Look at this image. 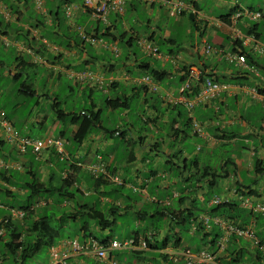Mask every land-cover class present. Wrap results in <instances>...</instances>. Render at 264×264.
Segmentation results:
<instances>
[{
  "label": "crops",
  "instance_id": "crops-1",
  "mask_svg": "<svg viewBox=\"0 0 264 264\" xmlns=\"http://www.w3.org/2000/svg\"><path fill=\"white\" fill-rule=\"evenodd\" d=\"M37 1L0 0V43L4 49H12L15 53L13 67L7 68L3 76L10 77L15 83L24 71H36L41 68L46 71L47 84H52L51 89H60L61 79L65 78L71 82L66 87L70 92L76 89L80 94H86L84 92L87 91L89 106L93 107L94 113L101 109L102 118L103 114L114 112L106 108L105 103L115 99L129 102V108L122 109V116L130 112L133 101L137 105L142 104L147 112L145 114L141 111L139 114L143 124L149 126L152 132L150 134H137L126 139V134L134 131V125L129 119L123 128L120 126L110 129L100 123L83 143L76 146L68 139L76 126L69 123L68 117L61 120L55 113L61 109L64 114H70L69 110L66 107L61 108L62 105L53 96L41 94L46 107H50L54 115L53 129L48 130L46 137L64 140L65 150L69 153L66 160L68 165L88 164L95 155H101L110 164L113 172L123 175L126 185L119 188L104 178L94 180L84 168L80 171L84 176L77 175L74 187L77 188L78 194L81 197H97V202L93 201L89 206L94 205L101 209L99 204L105 205L108 210V214L104 213V216L113 223L104 231H111L118 225V217L131 212L137 227L142 229L134 231L124 240L153 232L149 244L159 246L167 241L160 251L126 252L124 255L127 259L121 262L152 264L156 259L155 262L159 263L158 253L164 254V248L183 247V237L173 228L174 225L181 224L171 221L170 215L163 211L167 207H170L174 214L181 211L194 213L189 224H185L189 235L192 238L199 235L206 241L203 249L215 251L211 242L214 234H221L219 228L212 226V229L206 230L201 223L194 221L198 216L211 215L210 209L213 206L210 201L214 196L237 202L245 215H248L245 222L249 220L248 224L253 226L255 235H262L264 238V216L255 213L250 216V211L242 208L237 196L232 195L235 188L238 194L251 196L255 202L264 205V109L258 98L252 94L253 91L260 93V90L264 89V43L256 38L255 42L248 46L235 43L234 34L248 36L247 31L257 23L250 22L245 17L236 23L231 21L232 14L238 9L264 12V7L260 5V2L264 5V0H258L249 6L242 5L239 0H177L185 5L184 11L178 17L173 16L164 3L149 6L135 0H127L123 13H110L106 22L95 19L90 12H85L84 0H48L49 3L39 0L42 9L37 8ZM215 11L217 15L214 14ZM171 18H176L175 27L177 24L181 25L185 34L190 36L189 46L179 49L180 43L170 28ZM260 25L258 24L259 27ZM256 31L264 35V29L257 28ZM83 34L90 35L94 42L83 43ZM145 43L157 47L159 55L153 56L151 52L144 50L142 44ZM206 44L219 50L218 54L206 53ZM162 46L166 49L163 50ZM230 53L243 55L245 65L230 62L227 58ZM3 66L4 63L0 59V78ZM81 74L86 77L80 79ZM145 76L150 77L152 83L157 86L156 92H151L141 83ZM205 78H212L220 83L224 87L223 91L207 104L198 105L191 112L187 111L178 103L181 97L187 95L186 92H181L182 84L189 79L192 93H195ZM31 89L33 96L39 97L32 87ZM94 93L98 94V99L94 97ZM149 94H155V97L151 100L148 98ZM159 108L162 110L159 111ZM188 120H191L189 128L186 126ZM8 121L15 127L10 119ZM43 122L44 117L39 113L37 124L42 125ZM193 122L201 125L200 133L194 132ZM109 130L118 132L112 135ZM183 131L185 134H182ZM115 137L122 138L123 142L128 144V153H99L101 149H105L101 147L105 146L106 140ZM189 139H195L193 144H188L190 148H199L198 152L205 151L208 155L215 152L221 154L222 151L225 153L224 148L227 146L241 147L236 154L221 159L220 164L214 166L201 164L198 158L193 159L183 154V142ZM73 150L72 156L70 153ZM30 153L18 154L13 145L2 141L0 137V193H4L6 200L14 201L18 197L23 199L22 205L26 204L27 194L22 188V183L26 181L34 161L43 175L44 182L47 181L50 169L55 168V151H46L41 159L33 156L34 160L28 158ZM257 162L260 165L256 169ZM173 168L176 175L171 177ZM203 169H208V175L199 180ZM86 176L91 179V189H88L90 186ZM146 183L148 185L145 189ZM134 184H137V187ZM131 186L136 188V191H133ZM126 190L136 193V196L133 193V196L125 193ZM68 193L74 198H69L60 205L65 212L72 211L77 203H86L78 199L75 193ZM109 196H113L114 200L108 198ZM198 199H203L199 206ZM36 201L44 200L34 199L32 203ZM47 202V207L52 205L50 200ZM0 208L8 211L7 215L1 216L0 223L9 219L8 230L12 228L15 232L25 233L28 214L25 215L27 219L23 220L24 215L11 217L10 208L13 207L1 205ZM15 210L23 212L19 208ZM156 210H159L157 214ZM55 212L49 215L56 216L54 218L57 219ZM35 215L38 216V213ZM30 219L35 218L31 216ZM194 222L195 230L192 232L191 225ZM140 224H143L142 227ZM198 226L203 230L197 231ZM79 229L80 240L90 237L102 242L114 240L109 236L97 238L96 232H103L97 225ZM8 230L3 234L8 233ZM174 235L179 237L176 245V239L172 238ZM230 242L229 240L227 250L231 248ZM3 244L4 241H0V264H21L14 263L12 255L4 249ZM233 246L240 258L239 264H264V259L256 254L255 247L250 242L241 239ZM118 253L120 252L114 253V257L120 261L117 258ZM227 255V252L219 255L220 264H230L225 258ZM69 262L105 264L86 255L71 256Z\"/></svg>",
  "mask_w": 264,
  "mask_h": 264
},
{
  "label": "built area",
  "instance_id": "built-area-1",
  "mask_svg": "<svg viewBox=\"0 0 264 264\" xmlns=\"http://www.w3.org/2000/svg\"><path fill=\"white\" fill-rule=\"evenodd\" d=\"M146 5H152L155 3H164L170 10L172 15H180L184 9L185 5L181 1H166V0H137ZM126 0H84V8L91 11L92 16L102 22H106V18L110 13L121 14L124 10ZM38 9H41L42 4L38 0L36 2ZM245 17L252 22L264 21V13L254 12L249 10H241L234 13L231 17V21L236 23L239 19ZM84 41L94 42L92 38L86 35H82ZM235 43H240L241 45L248 46L250 43H254L255 40L252 37L244 36L241 33H236L233 36ZM146 51L157 55L156 48H151L149 45H144ZM206 53H214L217 51L212 49L210 45H205ZM228 60L230 62H235L237 65H245V58L238 54H229ZM86 77L84 74L79 76L80 79ZM141 83L148 87L151 91H156L157 87L152 83L151 78L145 76L141 79ZM190 89V81L186 80L181 87V92ZM224 87L215 82L210 78H206L199 88L197 93L192 98L182 97L180 103L185 106L188 110H192L198 105L207 104L208 102L214 100L223 91ZM253 96L255 95L262 107L264 108V95H259L256 91H253ZM195 133L201 132V125L197 122L192 124ZM0 137L3 141L14 146V149L19 154H25L26 152H31L32 155L37 159H41L43 154L48 150L55 151V154L60 160H65L68 157L65 151V142L62 138L55 137H45L43 139H35L27 136H22L15 127L8 121L5 113L0 110ZM199 148H197V151ZM2 163L0 159V164ZM80 166V165H79ZM87 172H89L92 177L98 179L102 177L109 180L112 184L116 186H123L124 182L120 175L116 172L112 173L110 171V164L103 159L101 155H95L92 161L83 167ZM135 191V189L133 188ZM233 196H237V200L240 202L242 208L251 211L255 214L264 215V205L255 202L251 196H246L244 194H238L237 190L234 188L232 191ZM212 206H219L224 203L229 202L228 199H224L220 196H214L211 199ZM49 202L38 201L35 208L46 206ZM1 207V204H0ZM11 217L18 218L23 217L24 213L16 211L15 209H10ZM195 222L201 223L202 226L208 230L212 226H216L221 231V236L216 243V252L207 249L201 250L199 252L193 253L189 249H185L179 252H173L172 256L174 258H182L185 264H220L218 257L220 254L225 252L228 245L229 239L234 236L237 239L247 240L251 242L253 246H259L258 239L256 238L255 231L252 225L249 226H239L235 222L226 220L222 217H212L210 215H201ZM195 222L191 225L192 232L195 230ZM3 231L0 230V236ZM147 248L146 240L144 238L140 239L138 244H135L134 240H128L124 242H118L116 240H108L106 243H102L97 239L90 237L87 240L81 241L79 238H67L59 241L55 245L49 247L50 264H72L69 262L71 256H91L97 262H102L105 264H125L119 262L115 259L114 253L116 251L123 250H145ZM262 256H264V246L260 247Z\"/></svg>",
  "mask_w": 264,
  "mask_h": 264
},
{
  "label": "rangeland",
  "instance_id": "rangeland-1",
  "mask_svg": "<svg viewBox=\"0 0 264 264\" xmlns=\"http://www.w3.org/2000/svg\"><path fill=\"white\" fill-rule=\"evenodd\" d=\"M239 2L244 6H249L255 4V2L257 3L258 0H239ZM31 5L32 4L30 3L29 4L30 8ZM260 5L264 7V5H262L261 2ZM214 14L217 15V11H215ZM29 15L31 17L34 16L31 14ZM25 19L27 20V18ZM175 19L176 18L169 19L170 28L172 29L173 34L177 37L178 43H180L179 49H181L184 48L185 46H189V42L191 38L189 35L185 34L184 28L181 25L177 24V26L175 27ZM186 25L187 27L189 26L188 23ZM45 31L46 30H44V32ZM260 41L264 43V40L261 39ZM161 48L163 50L166 49L163 46ZM14 54H15L14 50L4 49L3 45L0 43V59L4 63V66L1 70L2 76L0 78V108L3 109V111L6 113L8 119H10L15 124V128L19 131V133H22L23 135H29L30 137L35 139H43L47 136L48 130L53 129V121H54L53 111L50 107L48 108L46 107V103L44 102L43 97H41V94H48L50 96H53L54 98H57L58 101L62 104V108L66 107L67 110L72 109L78 111L79 109L89 107L88 101L85 100L84 102V98H86V95L88 94L87 91L84 92L86 93V95L82 93L81 95L80 92L77 91L76 89H74L73 92H70L66 87L67 84H71V82L67 81L65 78L61 79L62 87H60V89L58 90L51 89L50 87L52 86V84L51 83L47 84L48 80L46 77V71H44L41 68L36 69V71L35 70L24 71L21 75V78L18 79L17 82L15 83L11 80L10 77L3 76L4 75L3 72L6 71L7 68L11 69V67H13ZM173 81H175V79ZM23 84L32 85L31 87L36 91L39 97H37V95L33 96L23 93L22 91L24 89ZM94 97L96 99L99 98L97 93H94ZM153 97H155V94L148 95V98L151 100L153 99ZM37 102H39V104L35 106ZM157 104L160 103L157 102ZM158 110L161 111L162 109L159 108ZM141 111H143V113L145 114L147 113L145 107L142 104L137 105L133 101L131 102L130 112H126L125 116H122V110H114V112H111L110 114L109 113L103 114L104 116L102 118V121L104 122L106 127H109L110 129H115L116 127H120V126L123 128L126 125V121L129 119L131 123L134 125V131L131 130V132H128L126 134V139L132 138L133 136H137V134L139 135H145V133L150 134L152 132L149 130L150 129L149 126H147L148 127L147 128L140 120L141 116L139 113H141ZM39 113L41 117H44V122L42 125L37 124V117ZM194 141L195 139L193 140L189 139L183 142L182 145L183 148H181L183 154L185 156H190L192 158L194 157L195 159L198 158L201 164H213L214 166L219 165L221 159H225L228 156L236 154L238 148L241 147L239 146L237 148H234L233 146H227V148H224L225 153L222 151L221 154L215 152L212 153L211 155L210 154L208 155V153L205 151L198 152L195 147L190 148L188 144H193ZM105 143H106L105 146L101 147L105 149H101L99 152L103 155H107L110 153H118L117 155H119L120 153H124V154L128 153V144L124 143L122 138L115 137L112 139H108L106 140ZM146 143L148 144V142ZM72 152L74 153V150ZM33 156L34 155L30 153L28 155V158L34 160ZM62 165L63 163H59V166ZM66 165L67 162L65 161V166ZM149 167H151V165H149ZM129 170L131 172V168H129ZM81 175L84 176V174L79 173V176ZM170 175L171 177H174L176 175L175 168H173V170L170 172ZM126 177L130 179V177H128L127 174ZM86 178L88 179L90 186L88 187V189H91L92 186L91 179L88 176H86ZM134 186L137 187V184H134ZM109 188L110 187H107V189ZM74 190L75 188L70 189L72 193ZM88 191L90 192V190ZM126 191L127 192L125 193H128L132 196L134 194V196H136V193H133L129 190ZM169 195H171V193ZM52 197L53 198L51 199L53 200L54 204H52V206L49 207L37 208V213L39 215H42L43 213L49 215L52 212L56 211L55 213H57L58 218L62 216L64 210L55 200V198L56 199L58 198L54 196ZM77 198L81 199L86 203H89V202H93L96 197L94 196L81 197L77 195ZM108 198L114 200L113 196H109ZM172 199L174 200V198ZM22 200L23 199H19L18 197H16L14 201L6 200L4 193H0V202L2 206L13 207L14 209H17L19 208L20 205L24 203ZM202 200L203 199L197 200L198 206L201 204ZM175 205L176 203L174 201V206ZM99 206L101 207L102 211H104V213L108 214V210L107 208L105 209V205L101 206L99 204ZM7 214L8 211L6 212L4 209L0 208V219L3 217L2 215H7ZM118 219H119L118 225L113 227L111 231L96 232V237L103 239L109 236L111 239L121 242L124 241L125 238H128L134 231L136 230L140 231L142 229L137 227L134 219V215L131 212H128L127 215L125 216L118 217ZM82 220L85 221V218H82L81 221ZM81 221H77L74 223L72 222L69 224L65 223V225L59 229L58 232L59 236L56 237L57 240L63 238H73V237L80 238L81 231L79 228L81 226L80 224ZM56 223H58V220ZM147 224H148V220L146 221V225ZM56 225H60V224H56ZM142 225L143 224H140V227H142ZM173 228L174 230L180 232L181 236L183 237L182 240L183 247L188 248L191 251L203 250L204 248L203 246L206 243V241L201 239L199 235H197L195 238H192L187 231V225H174ZM48 253H49V247L43 245L40 251L36 255H34L31 259L27 260V262H25L24 264H49V261L51 259ZM124 254H126V251H121L120 253L117 254V258L120 261H125L127 259V256Z\"/></svg>",
  "mask_w": 264,
  "mask_h": 264
},
{
  "label": "trees",
  "instance_id": "trees-1",
  "mask_svg": "<svg viewBox=\"0 0 264 264\" xmlns=\"http://www.w3.org/2000/svg\"><path fill=\"white\" fill-rule=\"evenodd\" d=\"M258 24L259 25L261 24L260 27L258 26ZM257 28H260V30L264 29V21L258 22L257 25H253L251 27V30L247 31V34L251 36L253 35V37L256 39L264 40V35L260 34V31L257 33L256 31ZM28 86H25L23 84V88H24L22 90L23 93L34 95L31 86L30 85ZM191 91L193 90L191 89ZM260 93L264 94V89L260 90ZM186 94H187L186 96L189 98H192L195 95V93L192 92L191 93L186 92ZM86 97H88V94L86 95ZM55 100L58 101L57 98H55ZM85 100L87 99L84 98V101ZM128 103L129 102L127 100L124 101L121 99L109 100L105 103L107 105L105 107L111 109L112 111L117 109L118 110L128 109L129 108ZM69 112L70 114H64V112L61 109H58L55 113L56 116H58L61 120L65 117H68L69 123H72L76 126L75 131L68 138L70 142L76 146H79L81 143H83L86 140V138L92 133L93 129L96 126H99L100 123H104L102 121V113H103L102 110L101 109L97 110V112L94 113L92 106H89L88 108L79 109L78 111L69 109ZM190 123L191 120H188L186 124L188 128ZM117 132H118L117 130H109V133H111L112 135H116ZM182 134H185V131H183ZM70 155L73 156V152H71ZM65 161L66 160L64 161L60 160L58 156L56 157V161H54L55 168L50 169V173L47 176L46 182L42 181L43 175L41 174L39 167L36 166L35 161L34 163H32V169L30 170V172H28L26 176V181L22 183V188L26 191L27 194L26 204L19 206V209L24 212L23 220L29 217L27 220V230L25 231V233L21 234L18 231L15 232L14 230H12V228L8 230L7 227H9V219L6 222L3 221L0 223V230L1 229H4V231L8 230V233H5L3 234V236L0 237V241H4L3 244L4 249L9 254L12 255V259L14 263L18 262L24 264L25 262H27V260L31 259L34 255H36L40 251L43 245H46L47 247L53 245L56 241H58L56 237L59 236L58 233L59 229L63 227L65 223L68 224L72 222L74 223L77 221H81L82 218H85V221L83 220L81 221L80 227L84 229V228H89V226L97 225L98 227H100L101 231L106 230L111 225V223H113L112 221H108L106 219V216H104V211H102V209L94 205H93L94 207L92 205L89 206L90 204H92V202H89L88 204L77 203L74 205L72 211L70 212L63 211L62 216L59 218L57 217V219L54 218L56 216L53 215L47 216L45 213H43L42 215L38 214V216L35 215V213L37 212V208H35L37 201L35 203H32L34 199H42L44 201L50 200L52 204H54L53 200L51 199L53 198L52 196H54L58 198V199L55 198L56 202L59 203V205H61L64 203V201L68 200L69 198L71 200L74 198V197L71 198L70 195H68L69 194L68 192H70L71 188H75V190L73 191V193H75L74 195L76 196L79 195L77 188L74 186L76 185L77 175H79L81 168L77 164L68 165L67 161H66L67 165L65 166ZM59 163H63V165L59 166ZM255 165L257 169V167L260 164L257 162ZM110 170L112 169L110 168ZM207 172L208 169H203L201 171L199 180L206 177L208 175ZM63 173H66L67 175L63 177L62 176ZM97 200L98 198L96 197L94 200L95 203L97 202ZM239 206L240 205L237 202H227L222 205L215 206L210 209V214H211L210 216L213 215V216L222 217L226 220L235 222V224H238L239 226H249L250 225L248 224L249 220L248 222H245L247 221L245 219L248 217V215H245V212L241 210ZM114 210L116 212L118 211L116 209ZM111 211H113V209ZM163 211H165L168 215H170L171 221H176L177 224H181V225H185L186 223L189 224L190 219L194 217V213L190 211H181L178 214H174L170 207L165 208ZM158 212L159 210H156L155 213L157 214ZM26 214H28L27 217L25 216ZM252 214L253 213L250 211V216ZM31 216H33L35 219L31 220L30 219ZM57 220L58 223H56ZM56 224H60V225H56ZM197 229H198L197 231L199 232L203 230L201 226H198ZM90 236L91 234H89V237ZM220 236L221 234L213 235V242H211V245L215 246V250H216V243ZM172 238L176 239L175 245L178 244L179 237L177 238V235H174L172 236ZM256 238L258 239L259 246L263 247L264 238H262V235H256ZM82 239H84V237H82ZM168 239L171 240V238ZM230 241H231L230 242L231 248L230 250H227L229 245L228 243L225 249V252H227L228 255L225 258L229 260L230 264H239L240 258L236 255L233 246V244L238 242L239 239L232 236L230 238ZM105 242L106 241L102 243ZM166 244L167 241L162 242L159 246H156L153 243L148 244V246L150 251H160L162 247H164ZM259 246L255 247L254 250L261 259H264V256H262V252L260 251ZM158 254H159L158 257L160 258V261H158L159 263L155 262L156 259H154V262L152 264H179V263H174L172 260L168 259L167 255H164L161 252H159Z\"/></svg>",
  "mask_w": 264,
  "mask_h": 264
},
{
  "label": "clouds",
  "instance_id": "clouds-1",
  "mask_svg": "<svg viewBox=\"0 0 264 264\" xmlns=\"http://www.w3.org/2000/svg\"><path fill=\"white\" fill-rule=\"evenodd\" d=\"M94 1V0H93ZM98 1V0H97ZM135 1H137V0H135ZM95 2V1H94ZM126 2H127V0H126ZM126 2H125V4H126ZM139 2V1H138ZM141 3V2H140ZM142 4H144V3H142ZM156 4V3H155ZM146 5V4H145ZM153 5V4H152ZM152 5H149V6H152ZM125 6V5H124ZM41 9H42V7H41ZM83 10L85 11V12H90V14H91V11H89V10H86L85 8H84V1H83ZM241 10H249V11H253V10H251V9H238V10H236L234 13H236L237 11H241ZM124 11V10H123ZM254 12H261V13H264L263 11H254ZM123 13V12H122ZM171 13V12H170ZM233 13V14H234ZM115 14V13H114ZM182 14V13H181ZM181 14L180 15H178V16H181ZM232 14V15H233ZM91 16H92V14H91ZM173 16H175V15H173ZM177 16V17H178ZM250 21V20H249ZM250 22H252V21H250ZM259 22H261V21H259ZM254 23H258V22H254ZM83 35H86V36H88L89 38H92L90 35H87V34H83ZM249 37H252L253 39H255L253 36H250V35H248ZM81 38H82V36H81ZM93 40H94V38H92ZM82 40V42L83 43H87L86 41H84L83 39H81ZM90 42V41H89ZM90 43H92V42H90ZM144 45H149L151 48H156V50H157V55H159V52H158V48L157 47H152L149 43H145V44H142V46H143V49H144ZM212 48V47H211ZM213 49V48H212ZM145 50V49H144ZM217 51V50H216ZM218 52H219V50L217 51V53L216 54H218ZM152 54V53H151ZM214 54V53H213ZM215 54V55H216ZM231 54V53H230ZM153 56H157V55H154V54H152ZM243 56V55H242ZM245 58V57H244ZM206 79V78H205ZM204 79V80H205ZM210 79H212V78H210ZM189 80V79H188ZM213 80V79H212ZM215 81V80H214ZM204 82V81H203ZM215 82H217V81H215ZM218 83V82H217ZM154 84V83H153ZM184 84V83H183ZM183 84H182V86H183ZM220 84V83H219ZM155 85V84H154ZM156 86V85H155ZM201 86H202V84H201ZM200 86V87H201ZM147 87V86H146ZM157 87V86H156ZM148 88V87H147ZM199 90V89H198ZM197 90V91H198ZM151 91V90H150ZM157 91V90H156ZM156 91H151V92H156ZM197 91L195 92V94L197 93ZM185 92H189V93H191L192 91H191V86H190V89L189 90H185L184 92H182V94L183 93H185ZM257 92V91H256ZM259 95H264V94H262V93H259V92H257ZM183 97H185V98H189V97H187L186 95H184ZM182 98V97H181ZM217 98V97H216ZM179 104H181L180 102H178ZM183 105V104H182ZM184 106V105H183ZM185 107V106H184ZM194 109V108H193ZM192 109V110H193ZM186 110L187 111H192V110H188L187 108H186ZM1 111H3V110H1ZM4 112V111H3ZM16 129V128H15ZM17 130V129H16ZM18 131V130H17ZM19 132V131H18ZM23 136V135H22ZM28 137V136H27ZM31 138V137H30ZM3 141V140H2ZM66 151V150H65ZM19 154V153H18ZM68 154V153H67ZM21 155H24V154H21ZM69 157V156H68ZM68 157L65 159V160H68ZM1 159V158H0ZM1 161H2V159H1ZM64 161V160H63ZM92 161V160H91ZM81 169H83V167H84V165H86V164H77ZM110 168H111V166H110ZM85 170V169H84ZM86 171V170H85ZM112 173H114L112 170H110ZM89 173V172H88ZM116 173H118V172H116ZM119 174V173H118ZM120 175V174H119ZM66 175H63V177H65ZM92 176V175H91ZM121 177V176H120ZM93 179H95L94 177H92ZM122 178V177H121ZM100 179H102V177L100 178H98V179H95V180H100ZM107 180V179H106ZM122 180H123V178H122ZM109 181V180H108ZM110 182V181H109ZM123 182H124V180H123ZM114 185V184H113ZM126 184H125V182H124V185L123 186H125ZM147 185H148V183H146L145 184V189L147 188ZM116 186V185H115ZM117 187H122V186H117ZM134 187H132V189H133ZM135 189V191H136V188H134ZM134 191V190H133ZM48 205V204H47ZM46 205V206H47ZM44 207V206H43ZM213 207H215V206H213ZM39 208V207H38ZM11 209V208H10ZM13 209V208H12ZM24 213V212H23ZM199 217V216H198ZM197 217V218H198ZM212 217H219V216H212ZM196 218V219H197ZM195 219V220H196ZM194 220V221H195ZM216 227V226H215ZM210 229H212V227L210 228ZM210 229H208V230H210ZM2 231H3V233H4V230L3 229H1ZM220 230V229H219ZM221 232V231H220ZM153 232H147V233H144V234H139V235H136L135 237H133V238H130V239H127V240H124V241H128V240H134L135 241V244H138V242H139V240L140 239H142V238H144L145 240H146V245H147V248L145 249V250H142V249H137V250H123V251H126V252H138V251H144V252H147V251H150V249H149V246H148V244L150 243V241L152 240V237H153ZM3 235V234H2ZM1 235V236H2ZM0 236V237H1ZM230 240V239H229ZM239 240H241V239H239ZM124 241H121V242H124ZM247 241V240H246ZM107 242V241H106ZM105 242V243H106ZM118 242H120V241H118ZM249 242V241H248ZM229 243V242H228ZM251 243V242H250ZM254 247H256V246H254ZM185 249H188V248H185V247H172V246H169V247H166V248H164V254L165 255H167L168 256V259H170V260H172L174 263H183V264H185V262L183 261V259L182 258H174L173 256H172V253L173 252H179V251H182V250H185ZM190 250V249H189ZM204 250V249H203ZM208 250V249H207ZM191 251V250H190ZM117 252H121V251H116L115 253H117ZM193 252V251H192ZM199 252V251H198ZM214 252H216V250L214 251ZM193 253H196V252H193ZM114 255V254H113ZM117 260V259H116ZM218 260H219V257H218ZM119 262H121V261H119ZM122 263H125V262H122ZM125 264H127V263H125Z\"/></svg>",
  "mask_w": 264,
  "mask_h": 264
}]
</instances>
